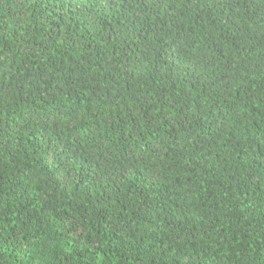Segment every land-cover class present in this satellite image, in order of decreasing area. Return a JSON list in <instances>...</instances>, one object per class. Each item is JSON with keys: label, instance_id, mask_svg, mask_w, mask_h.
<instances>
[{"label": "trees", "instance_id": "trees-1", "mask_svg": "<svg viewBox=\"0 0 264 264\" xmlns=\"http://www.w3.org/2000/svg\"><path fill=\"white\" fill-rule=\"evenodd\" d=\"M0 264H264V0H0Z\"/></svg>", "mask_w": 264, "mask_h": 264}]
</instances>
